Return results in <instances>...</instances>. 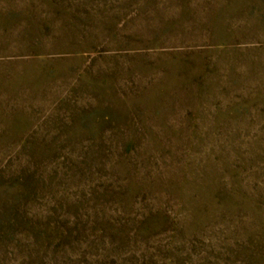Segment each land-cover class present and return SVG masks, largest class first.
Segmentation results:
<instances>
[{
  "label": "rangeland",
  "instance_id": "obj_1",
  "mask_svg": "<svg viewBox=\"0 0 264 264\" xmlns=\"http://www.w3.org/2000/svg\"><path fill=\"white\" fill-rule=\"evenodd\" d=\"M0 264H264V0H0Z\"/></svg>",
  "mask_w": 264,
  "mask_h": 264
}]
</instances>
